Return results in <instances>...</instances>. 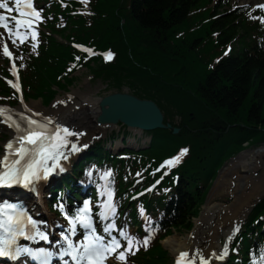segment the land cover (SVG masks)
Here are the masks:
<instances>
[{
  "label": "trees",
  "instance_id": "16d2710c",
  "mask_svg": "<svg viewBox=\"0 0 264 264\" xmlns=\"http://www.w3.org/2000/svg\"><path fill=\"white\" fill-rule=\"evenodd\" d=\"M53 8L63 14L66 27L60 28L62 19H47L52 33L115 51L109 63L99 57L85 62L96 78L155 100L165 122L181 128L177 135L172 129L150 132L152 143L139 154L144 165L181 145L190 146V155L176 170L177 197L166 208L168 220L163 223L164 233L190 228L222 165L243 150L245 142L264 143V23L253 19L262 13L231 10V0H92L90 13L83 15L68 13L70 9L57 2ZM231 43L233 48L224 54ZM75 51L45 33L35 50L25 47L19 60L27 96H41L48 103L58 90L67 89L77 78L67 71ZM0 92L10 94L1 79ZM104 153L113 155L99 145L94 156L102 159ZM113 164L118 166L121 192L132 184L134 170L117 158ZM242 238L243 251L264 240V200ZM158 240L131 257L132 264H165L168 254Z\"/></svg>",
  "mask_w": 264,
  "mask_h": 264
},
{
  "label": "snow or ice",
  "instance_id": "6c2138e0",
  "mask_svg": "<svg viewBox=\"0 0 264 264\" xmlns=\"http://www.w3.org/2000/svg\"><path fill=\"white\" fill-rule=\"evenodd\" d=\"M84 3L86 4L87 0H84ZM14 5L13 8L6 0H0V8L6 10L0 11V27L4 29L0 32V48L9 58H12L14 53L9 48L8 41L10 40L13 44L23 43L29 35L33 41H36L38 35L36 25L44 19L41 15L42 9L34 5V0H14ZM255 7L264 10V3H259ZM13 11L18 15L10 16L9 13ZM253 19L264 23V15L253 17ZM5 36L7 39H4ZM77 47L85 48L84 45H77ZM85 50L93 54L92 48H85ZM230 50L231 46L225 50V54ZM113 56L114 53L111 50L103 53L105 60H111ZM217 59L219 60V57ZM16 67L13 59V72ZM7 82L18 91L20 90L18 74L16 81L8 79ZM20 99L23 100L22 95ZM23 108L27 111L14 113L7 106H0V117H3V122L15 129V135L5 144V154L0 157V186L20 185L32 189L37 187L39 181L49 179L57 170L63 172L65 168L61 161H68L72 154L79 152L82 148H87L88 144L78 143L75 139L84 135V130L78 131L65 123L54 122V117L43 115L40 112L29 114L33 110L29 109L27 104H24ZM187 151V148L180 149L178 154L165 159L161 167L178 163ZM95 167L92 165L91 168L85 170L89 177ZM111 174L112 169H107L103 172L101 179L110 177ZM100 195L104 196L105 192L101 191ZM106 197V199L96 201V204L100 205L99 218L103 221H109L110 217L113 218L111 222L103 225V234L97 230L93 203L90 198L84 199L82 206L72 212L66 209L63 198H61L55 207L67 221V228L59 233L60 239L55 240L56 249L20 244L21 237L33 241L49 240L50 232L39 226L47 224V221L35 219L20 201L0 200V257L16 260L22 255H27L38 260L40 264H50L54 257H68L69 259H65L64 264H108L109 258H113L117 264L121 262L127 264L128 254L138 251L141 244L147 247L150 236L144 235L142 239H138L122 228L119 229L118 235H114L113 230L117 229L114 221L117 206L114 202L112 188H107ZM140 210L143 213L142 206ZM59 223V221L56 222V224ZM145 227L148 225L146 224ZM81 229L83 230L82 236L79 239H73ZM233 231L238 232L239 225ZM120 238H124V243ZM227 239H232L231 234ZM228 251L227 243L219 251L212 249L207 255L201 249H195L194 255H190L189 250H181L175 264H211L214 259L223 260L228 255ZM256 264H264V252L259 253Z\"/></svg>",
  "mask_w": 264,
  "mask_h": 264
},
{
  "label": "bare ground",
  "instance_id": "6f19581e",
  "mask_svg": "<svg viewBox=\"0 0 264 264\" xmlns=\"http://www.w3.org/2000/svg\"><path fill=\"white\" fill-rule=\"evenodd\" d=\"M69 96L71 98L55 110L43 108L40 102L27 105L38 112L54 117L55 122L65 123L73 128L74 125L87 128L88 132L84 137L75 138L78 143L89 142L96 132L104 135L114 128L111 124L97 123L101 111L100 99L92 96V90L74 89ZM21 105L19 109H22L24 104ZM263 159L264 146H261L244 150L226 164L200 216L194 220L192 231L184 237L175 234L163 241L175 256L181 250H189L190 255H194L195 249H201L207 255L212 249L219 251L223 247L221 235L233 234V229L241 225L253 205L264 196V171L258 174L264 170ZM219 188L235 192L238 196L237 200L228 205L214 200V195ZM31 206L39 211L38 202H34ZM43 210L42 213L50 218L51 215L45 209ZM211 264H218V262L214 259Z\"/></svg>",
  "mask_w": 264,
  "mask_h": 264
},
{
  "label": "water",
  "instance_id": "95a60500",
  "mask_svg": "<svg viewBox=\"0 0 264 264\" xmlns=\"http://www.w3.org/2000/svg\"><path fill=\"white\" fill-rule=\"evenodd\" d=\"M99 120L104 123L122 122L129 127L142 130L169 128L164 123V114L158 104L151 99H142L129 92H114L100 101ZM179 129L174 128V133Z\"/></svg>",
  "mask_w": 264,
  "mask_h": 264
},
{
  "label": "rangeland",
  "instance_id": "374dc122",
  "mask_svg": "<svg viewBox=\"0 0 264 264\" xmlns=\"http://www.w3.org/2000/svg\"><path fill=\"white\" fill-rule=\"evenodd\" d=\"M233 2L235 4H249L251 6L252 5L255 6V5L259 4V3H263L264 0H234ZM0 58H1V53H0ZM1 64H2V62L0 61V66H1ZM73 73H74L73 76L77 77V78H75L72 81V83H74V85L71 86L70 91L68 93L59 92V94L57 95L58 96L57 99L50 106H47V107H50V108H53V109L59 107L60 103H57L58 102V98L59 97L67 98L68 94L70 92H72L74 89L81 88L84 91L92 90V96L95 97V98H101L104 95L115 91V89L113 87L107 86V84H105V82H103L100 78H98V79L94 78L93 79L90 69H88L86 66H85V68H81L80 70L75 71ZM129 89L130 88H127V87L123 88V90L130 92V90H132V89H130V90ZM132 91H134V90H132ZM34 102H37V101H31L30 103H34ZM44 107H46V106H44ZM179 121H180V117H176L175 122H179ZM121 128H122L121 126H118V127H115L114 129H110L109 132L103 136V138L105 139L112 132H116L117 134H120L121 133V131H120ZM86 130H88V129L86 128ZM96 134H97V132H96ZM96 134H93V135H96ZM9 136L10 135L7 133L6 130H2V132H0V139L2 141H4ZM119 141H120V139H118L116 141V144H118ZM126 144H130V139H129V143H126ZM112 149L115 150L114 146L112 147ZM263 171L264 170H261L258 174H262ZM214 196H215L214 200H216L218 202H221V203H224V204H232L235 200H237V197H238L235 192H229V191H226V190L220 189V188L217 190V192H216V194ZM186 230H188V228L179 229L177 231H174V233L172 235L176 234L179 237H184L185 235H187L189 233ZM224 237H225L224 235L221 236L222 240L224 239ZM163 244H164L166 250H168L170 256L173 258L174 257V253L172 252L170 247L165 245L164 242H163Z\"/></svg>",
  "mask_w": 264,
  "mask_h": 264
}]
</instances>
